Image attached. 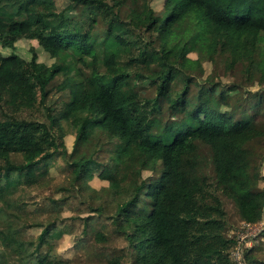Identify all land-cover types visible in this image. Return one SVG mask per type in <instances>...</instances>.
<instances>
[{
  "label": "trees",
  "instance_id": "trees-1",
  "mask_svg": "<svg viewBox=\"0 0 264 264\" xmlns=\"http://www.w3.org/2000/svg\"><path fill=\"white\" fill-rule=\"evenodd\" d=\"M21 39L36 40L54 61L19 55ZM0 46L14 51H0V211L12 217L0 218V264H22L20 245L41 253L49 243L55 222L35 241L25 238L30 226L17 217L14 194L36 184L55 157L68 163L82 202L99 200L93 215L113 208L108 218L130 264H238L220 194L264 236V88L242 99L207 77L206 91L189 93L200 58L230 69L241 63L248 79L264 83V0H164L159 11L152 0H67L61 9L54 0H0ZM61 123L74 134L70 152L54 135ZM198 146L211 154L201 180L198 162H184ZM95 174L107 182L100 189L88 184ZM82 225L86 234L88 219ZM253 248H242L244 263L264 264ZM106 264L121 260L115 254Z\"/></svg>",
  "mask_w": 264,
  "mask_h": 264
},
{
  "label": "rangeland",
  "instance_id": "rangeland-1",
  "mask_svg": "<svg viewBox=\"0 0 264 264\" xmlns=\"http://www.w3.org/2000/svg\"><path fill=\"white\" fill-rule=\"evenodd\" d=\"M54 1L58 9L63 8L67 4V0ZM163 1L152 0V5L156 11L161 9ZM72 14L74 17H79V11H73ZM31 48L32 50H30ZM0 51L4 54L14 52L1 46ZM16 52L26 59L34 53L38 62L48 65L54 61V58L50 57L38 45L36 40H19L16 43ZM188 56L192 59L199 57L196 52H191ZM198 60L200 61V70L198 67L193 66L189 69L192 75V82L189 84L190 94L194 95L197 92H201V90L206 91L207 87L204 79L207 77H212L213 82L218 84V89H226L233 86L239 95H243L242 99L246 98L247 91L262 92L264 88V83L260 85L257 80L252 81L248 79L244 73V65L241 63H237V65L230 69L223 66V63L219 60L209 61L205 58ZM141 89L145 94L153 91V87L150 84H144ZM261 108L264 109V103ZM260 111V108L259 111L257 109L256 113L258 116L261 115ZM23 115H26V112ZM54 135L58 140L63 142L67 151L70 152L74 142V134L66 132V125L62 123L57 125L54 128ZM198 147V157L189 155L185 158L184 162L187 165L198 162L201 174L198 175L197 179L201 180L209 172L211 154L208 148L203 146ZM44 167L42 166L43 169L41 170L44 172V175L38 178L36 184L25 186L14 194L15 199L18 198L22 203L19 206L21 209H17L16 215L25 221V224L30 226L24 229V237L34 241L45 224L49 222H55V224L49 227L50 230L46 236L49 243L44 242L42 244L41 253H35L33 245H20L19 250L23 256L22 264H39L42 261L46 262L48 260L59 264H106L115 254L118 255L121 264H130L126 239L115 231L108 218L112 214L113 208L108 207L107 211L109 213L105 214V216H96L91 213L90 204L96 205L99 200L97 199L92 203L90 199H84L82 202V196L77 197V189L70 182L68 163L63 157H55ZM149 172L146 171L145 174H149ZM259 172L261 174L259 186L264 187V162H261ZM88 184L96 189H100L107 182L99 179L95 174L88 180ZM87 192L89 193V191ZM220 197L228 215V229L226 233L236 236L237 246H242L245 249L250 246L257 248L261 244L264 245V236H257L261 229V224L246 225L241 222L233 201L222 194H220ZM17 217L15 216L16 220ZM0 218L5 220L12 219L10 214L3 211H0ZM84 218L89 221V230L86 234L83 232L84 225H82ZM37 223H42V225H33ZM90 223H93V225H90ZM101 225H105V227L101 228ZM92 226L105 232L107 238L104 242H98L93 238L92 229L90 228ZM59 229H63L65 233L60 238L51 239L49 234ZM254 248L250 255L264 262V251Z\"/></svg>",
  "mask_w": 264,
  "mask_h": 264
},
{
  "label": "built area",
  "instance_id": "built-area-1",
  "mask_svg": "<svg viewBox=\"0 0 264 264\" xmlns=\"http://www.w3.org/2000/svg\"><path fill=\"white\" fill-rule=\"evenodd\" d=\"M246 224V223H245ZM246 225H249V224H246ZM233 256H234V259L235 261L238 263V264H245L244 261H243V252H242V246H237L236 249L234 250L233 252Z\"/></svg>",
  "mask_w": 264,
  "mask_h": 264
}]
</instances>
